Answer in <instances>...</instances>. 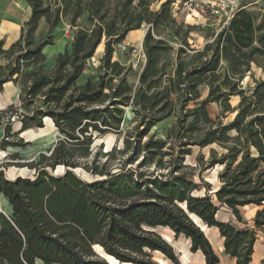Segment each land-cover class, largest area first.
<instances>
[{
  "label": "trees",
  "instance_id": "16d2710c",
  "mask_svg": "<svg viewBox=\"0 0 264 264\" xmlns=\"http://www.w3.org/2000/svg\"><path fill=\"white\" fill-rule=\"evenodd\" d=\"M96 12L102 13V6H96ZM117 15L134 21L123 6ZM153 25L158 27V21ZM144 50L147 61L133 97V111L142 117L143 129L136 128L139 149L145 151L144 158L153 161L158 150L178 144L179 155L171 159L167 175H137L128 169L134 162L131 157L118 172L108 168L111 156L128 152V141L123 150L104 155L108 158L104 165L94 160L91 166L80 163L88 156L75 143L59 141L50 155L42 154L31 165L36 171L34 178L11 181L0 173V195L12 207V215L0 211V264H109L95 247L99 251L102 248L111 264H156L152 253H161L176 264L173 247L160 236L161 228L177 237L184 235L191 241L192 253L201 252L206 264H220L205 232L197 225L217 228L224 239L225 254L236 264H251L257 230L264 229V78L254 75V69L264 73V17L239 12L190 68L181 60L185 51L180 50L175 74L167 78L165 86L158 87V62L171 50L169 44L149 30ZM113 55L109 41L103 70L121 76L123 71L113 62ZM248 77L253 87H245ZM122 82L126 83L125 79ZM201 86L208 88L204 99ZM234 97L240 98L235 108L231 105ZM191 103L194 108H189ZM212 104L222 110L216 119L208 111ZM177 108L181 117L166 141L155 140L153 135L142 146L143 138ZM231 114L235 115L233 121L225 124L223 120ZM189 118L193 120L188 122ZM27 128L24 125V130ZM202 130L203 134L194 138ZM195 146L222 150L212 149L207 160L204 154L197 158L194 168L198 170L194 172H198L201 184L195 182V174L184 171L190 168L183 164L185 158L192 155ZM159 166H163L162 161ZM218 166L222 168L218 174L221 186L213 190L202 174ZM61 168V175L48 171ZM79 168L95 179H82L75 172ZM201 192L203 195H195ZM249 205L262 207L255 215L253 229H241L217 218L220 208L225 207L237 222L246 224L239 209Z\"/></svg>",
  "mask_w": 264,
  "mask_h": 264
},
{
  "label": "rangeland",
  "instance_id": "374dc122",
  "mask_svg": "<svg viewBox=\"0 0 264 264\" xmlns=\"http://www.w3.org/2000/svg\"><path fill=\"white\" fill-rule=\"evenodd\" d=\"M178 1L0 0V173L11 181L18 177L34 178L36 171L31 165L37 163L42 154L50 155L59 141L67 139L87 154L80 163L90 166L94 160L104 165L106 156L112 150H123L128 141V152L111 156L108 168L118 172L123 162L131 157L134 162L128 164V169L137 175L144 174L146 178L167 175L171 159L179 155L178 144L173 147L168 144L158 150L153 161L144 158L145 151L139 149L136 128L142 126V117L133 111V97L147 61L144 38L152 30L156 38L163 39L171 48L158 62L161 72L158 87H161L167 85L168 77L174 76L180 50L185 51L180 58L186 67L194 66L200 61L199 54L223 28V23L215 16L177 10L173 3ZM96 6H102V13L96 12ZM122 6L134 16V21L123 20L117 15ZM261 10L257 6L247 12L261 18L264 17ZM155 20L158 21L156 28ZM109 41L114 48L113 62H117L123 71L121 76L103 70ZM29 50L33 52L26 56ZM254 75L257 79L264 78L259 69H254ZM244 84L245 87L254 86L250 77ZM200 92L204 99L208 88L201 86ZM239 103V97L231 99L233 108ZM194 107L193 103L189 105V108ZM208 111L212 119L222 112L216 104L210 105ZM179 117L181 113L177 108L171 117L161 121L143 138L142 146L153 135L155 140L166 141ZM234 117L231 114L223 122L227 124ZM192 120L189 118L188 122ZM24 125L28 126L26 130ZM202 134L203 130L194 138ZM212 149L222 152L217 146L204 150L195 146L192 155L185 158L183 164L190 168L184 171L195 174L198 184L201 180L198 172H194L198 170L194 168L197 158L204 154L207 160ZM63 170L48 171L61 175ZM221 170L218 166L202 174L213 190L221 186L218 177ZM75 172L84 180L95 179L82 168ZM195 195L201 196L203 192ZM226 209L220 208L221 220H227L231 215ZM254 209L256 207L250 206L240 211L246 224L253 227ZM260 209L262 207L257 211ZM0 210L12 215L11 205L1 195ZM258 232L264 233L263 230ZM159 233L173 247L176 264H206L201 252L192 253L191 241L184 235L177 237L165 228L159 229ZM216 235V238L209 236L208 239L220 264H236L235 259L219 250L221 236ZM152 256L156 264H175L161 253H152Z\"/></svg>",
  "mask_w": 264,
  "mask_h": 264
},
{
  "label": "built area",
  "instance_id": "2783aa9c",
  "mask_svg": "<svg viewBox=\"0 0 264 264\" xmlns=\"http://www.w3.org/2000/svg\"><path fill=\"white\" fill-rule=\"evenodd\" d=\"M260 6L264 11V0H179L173 7L199 16L212 15L227 25L239 12Z\"/></svg>",
  "mask_w": 264,
  "mask_h": 264
},
{
  "label": "crops",
  "instance_id": "0c3cea01",
  "mask_svg": "<svg viewBox=\"0 0 264 264\" xmlns=\"http://www.w3.org/2000/svg\"><path fill=\"white\" fill-rule=\"evenodd\" d=\"M219 31H217V33H218ZM216 33V34H217ZM250 206H253V207H256V209H254L253 210V212H254V215H256V211H257V209L259 208L258 206H255V205H249V206H246V207H241L239 210L241 211V209H243V208H247V207H250ZM230 213H231V215H229V218L227 219V220H221L220 218H219V212H220V210L218 211V213H217V215H218V220L220 221V222H222V223H232V224H237L238 226H240V227H242L241 229H244V228H246V227H249V228H251V229H253L254 227H253V225H251V224H244V223H239V222H237L236 221V219H235V216L234 215H232L233 213H232V211H230L229 209H227ZM241 213V215H242V217H243V221L245 222V220H244V216H243V214H242V212H240ZM252 216V215H251ZM246 223V222H245ZM206 228V227H205ZM203 229V228H202ZM206 229H208V228H206ZM210 232H211V235H212V238H216V234L218 233V234H220V232H219V230L217 229V228H211V229H208ZM260 230H263L264 231V229H260ZM204 231V230H203ZM206 235V234H205ZM207 238H208V236H207ZM220 239H221V245H219V250L221 251V252H223V250H224V239L223 238H221L220 237ZM205 259V258H204ZM264 261V233L262 234V235H260V233L258 232V230H257V241H256V243H255V247H254V255H253V260H252V262H251V264H262V262Z\"/></svg>",
  "mask_w": 264,
  "mask_h": 264
},
{
  "label": "bare ground",
  "instance_id": "6f19581e",
  "mask_svg": "<svg viewBox=\"0 0 264 264\" xmlns=\"http://www.w3.org/2000/svg\"><path fill=\"white\" fill-rule=\"evenodd\" d=\"M26 131H24L23 133H25ZM22 133V134H23ZM1 211H3L4 213H6L7 215H10V213L9 212H5V210H1ZM12 213V212H11ZM193 218V217H192ZM217 218H218V215H217ZM193 220L195 221V219L193 218ZM196 222V221H195ZM203 230H204V232H205V234H206V236H210L211 238H212V235H211V232L208 230V229H206L205 227H203ZM100 253H102V251H101V248H100V251H99ZM104 256L106 257V260H108V258H107V256L104 254ZM108 262H110L109 260H108ZM160 262H162V261H160ZM109 264H111V262L109 263Z\"/></svg>",
  "mask_w": 264,
  "mask_h": 264
},
{
  "label": "water",
  "instance_id": "95a60500",
  "mask_svg": "<svg viewBox=\"0 0 264 264\" xmlns=\"http://www.w3.org/2000/svg\"><path fill=\"white\" fill-rule=\"evenodd\" d=\"M0 211H1V210H0ZM1 212H3V211H1ZM3 213H4V212H3ZM5 214H6V213H5ZM189 217H190V219L196 224V222L193 220L191 214L189 215ZM196 225H197V224H196ZM197 226L201 229V231H203L202 228H201L199 225H197ZM0 227H1V225H0ZM153 232H156V231L154 230ZM203 232H204V231H203ZM204 234H205V233H204ZM160 236L163 237L162 234H160ZM95 250L97 251L98 254H100L101 257H103L104 259H106V257L104 256L105 253L103 252L102 248H101L102 253H100L99 250H97L96 247H95ZM107 261H108V260H107ZM108 263H110V262H108ZM122 264H125V263H122Z\"/></svg>",
  "mask_w": 264,
  "mask_h": 264
}]
</instances>
